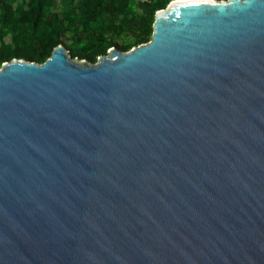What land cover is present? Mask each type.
<instances>
[{"label":"water","instance_id":"water-1","mask_svg":"<svg viewBox=\"0 0 264 264\" xmlns=\"http://www.w3.org/2000/svg\"><path fill=\"white\" fill-rule=\"evenodd\" d=\"M108 51L2 64L0 264H264V0Z\"/></svg>","mask_w":264,"mask_h":264},{"label":"rangeland","instance_id":"rangeland-1","mask_svg":"<svg viewBox=\"0 0 264 264\" xmlns=\"http://www.w3.org/2000/svg\"><path fill=\"white\" fill-rule=\"evenodd\" d=\"M170 0H0V68L14 58L44 62L62 44L91 64L152 38V15Z\"/></svg>","mask_w":264,"mask_h":264},{"label":"bare ground","instance_id":"bare-ground-1","mask_svg":"<svg viewBox=\"0 0 264 264\" xmlns=\"http://www.w3.org/2000/svg\"><path fill=\"white\" fill-rule=\"evenodd\" d=\"M175 1H178V0H170L169 3H168V5H169L170 3H172V2H175Z\"/></svg>","mask_w":264,"mask_h":264},{"label":"trees","instance_id":"trees-1","mask_svg":"<svg viewBox=\"0 0 264 264\" xmlns=\"http://www.w3.org/2000/svg\"><path fill=\"white\" fill-rule=\"evenodd\" d=\"M168 3H169V2H168ZM154 16H155V15H152V22L154 21Z\"/></svg>","mask_w":264,"mask_h":264}]
</instances>
